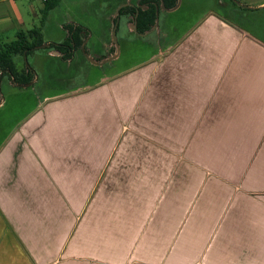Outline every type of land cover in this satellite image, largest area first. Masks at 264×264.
<instances>
[{"label": "crops", "instance_id": "crops-1", "mask_svg": "<svg viewBox=\"0 0 264 264\" xmlns=\"http://www.w3.org/2000/svg\"><path fill=\"white\" fill-rule=\"evenodd\" d=\"M23 20L0 0V34ZM158 49L1 147L0 264H264V41L213 11Z\"/></svg>", "mask_w": 264, "mask_h": 264}, {"label": "rangeland", "instance_id": "rangeland-1", "mask_svg": "<svg viewBox=\"0 0 264 264\" xmlns=\"http://www.w3.org/2000/svg\"><path fill=\"white\" fill-rule=\"evenodd\" d=\"M16 2L23 14V29L40 27L45 42L46 39L54 43L66 40L69 34L59 27L61 23L65 24L68 31L78 23L87 26L89 42L84 50L78 51L73 65L69 67L57 65L54 58L62 59L60 51L46 48L34 50L27 58H19V68L30 66L34 78L27 87L19 83L12 85L7 76L0 81V149L31 111L37 108L44 95L64 88L93 84L105 74H116L148 59L159 51L158 47L175 42L209 12H217L234 25L247 29L258 40L264 41V8H261L264 7V0H177V7L172 11L161 7L157 16L158 28L147 36H138L133 28H129L132 25H129L131 19L122 17L116 29L117 44L111 42L110 45V52L117 51L118 56L99 65L96 63L98 61L91 62L86 55H92V48L99 52L97 47L102 45V41H109L113 37L111 16L116 13V9L113 10L115 0H60L44 22L41 12L43 0ZM7 7L12 11L8 3ZM117 16L119 14L112 18ZM0 37L6 41L15 39L14 33L10 31H3ZM96 52L93 57L98 56Z\"/></svg>", "mask_w": 264, "mask_h": 264}, {"label": "trees", "instance_id": "trees-1", "mask_svg": "<svg viewBox=\"0 0 264 264\" xmlns=\"http://www.w3.org/2000/svg\"><path fill=\"white\" fill-rule=\"evenodd\" d=\"M59 1L60 0H44V6L41 10L42 22L47 19V16L58 5ZM163 2L166 7L172 8L176 5L177 0H163ZM117 7L118 6H116V8ZM114 9L115 5L113 10ZM119 13L135 15L136 9L133 6L127 5L122 7ZM116 18L117 17L114 18V21L117 20ZM136 20L138 32L144 33L150 30L156 20L155 6L152 4L146 10L139 9ZM87 32L88 31L82 25L72 26L69 28V35L66 40L61 43L51 42L50 45L45 48L47 50L60 51L63 60L71 59L75 51L81 50ZM43 43H45L43 32L41 28L37 26L28 30L21 29L17 31L15 39L10 41L0 38V81L7 76L8 80L14 83H29L34 78L31 67L28 66L20 69L18 66V59L20 57L27 58L34 50L39 49L38 46Z\"/></svg>", "mask_w": 264, "mask_h": 264}, {"label": "water", "instance_id": "water-1", "mask_svg": "<svg viewBox=\"0 0 264 264\" xmlns=\"http://www.w3.org/2000/svg\"><path fill=\"white\" fill-rule=\"evenodd\" d=\"M126 5H127V4H122V5H120V6L117 8V10H116V14H119L120 9H121L122 7H124V6H126ZM241 6H242V5H241ZM162 7L165 8L166 10H168V11H172V10L176 9L177 6H174V7H172V8L165 7L164 2H163V0H162ZM244 8H245V7H244ZM138 13H139V12H138V10H137V15H138ZM158 13H159V10L157 9V11H156V20H155V25H154V27H152L150 30H148V31H146V32H144V33H142L141 35H147V34H149L150 32H152L154 29H156V28L158 27V18H157ZM117 26H118V21H114V22L112 23V34H113L112 42H113L115 45L117 44V38H116V29H117ZM133 29H134L135 32H137V24H136V22H135V24H134ZM49 45H50V43H43V44H41V45L38 46V47H39V48H45V47H47V46H49ZM84 48H85V44L82 45V49H83V50H84ZM86 56H87V58H88L91 62H95V60L97 59L96 57H91L90 55H86ZM117 56H118V52H116V53L113 54L112 56H109V57H106V58H102L100 61L96 60V61H98V62H96V63H98L99 65H103V64H105V63H107V62H109V61H112L113 59H116ZM30 84H31V83H25V84H23V86H24V87H27V86L30 85Z\"/></svg>", "mask_w": 264, "mask_h": 264}, {"label": "flooded vegetation", "instance_id": "flooded-vegetation-1", "mask_svg": "<svg viewBox=\"0 0 264 264\" xmlns=\"http://www.w3.org/2000/svg\"><path fill=\"white\" fill-rule=\"evenodd\" d=\"M152 4L155 6L156 11H157V9L160 11V9L162 7V0H137L135 3L129 4V6L135 7L136 13H135V15H132V14L125 15V14H120L119 13V16H117V18H116L117 19L116 21H118V26H119V24L121 22V18L124 17V16L128 17L129 19H131L130 20V23L132 22L133 24H135V22H136V24H137V20H136V17L138 16L137 15V10H138V12H139V9L146 10ZM154 25L152 27H154ZM138 34L141 35L142 33L141 32H138ZM85 38H87V36ZM85 38H84V40H85ZM99 59H102V58H99ZM99 59H98V61H100Z\"/></svg>", "mask_w": 264, "mask_h": 264}]
</instances>
